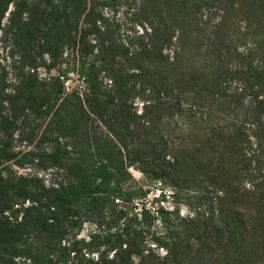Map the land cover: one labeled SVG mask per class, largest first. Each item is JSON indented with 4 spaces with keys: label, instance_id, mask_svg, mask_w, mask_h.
I'll list each match as a JSON object with an SVG mask.
<instances>
[{
    "label": "trees",
    "instance_id": "obj_1",
    "mask_svg": "<svg viewBox=\"0 0 264 264\" xmlns=\"http://www.w3.org/2000/svg\"><path fill=\"white\" fill-rule=\"evenodd\" d=\"M137 1L140 15L134 19L142 33L136 35L138 32L129 27L136 41L128 39L125 44L118 23L103 12L107 7L116 13L117 0H0V18L12 6L6 31L19 46L22 70L29 68L12 94L0 89V109H9L8 115L0 117V134L7 138L0 141V264H179L176 238L154 239L167 252L163 258L143 244L142 234L152 237L154 233L145 225L152 217L145 209L140 221L136 215L129 216L128 206L136 193L121 186L129 176L126 166L136 164L140 172L153 175L168 166L174 173V180L169 176L172 183L178 181L176 176L188 183L197 171L207 176L215 170L211 169L216 159L212 153L220 162H228L227 166L248 162L241 149L250 141L242 137V128L248 124L251 130H258L257 122L250 119L256 114L264 116V0ZM65 50L73 61L78 53L85 101L94 107L115 141H96L99 147L91 152L87 147L82 163L73 165L64 161L70 154L66 146L62 152L54 149L47 156L53 167L65 170V179L46 186L35 176L14 174L1 160L14 158L9 138L17 128L16 117L26 110L38 115L63 94L60 75L46 83L39 81L34 71L38 65L47 72L60 65ZM245 95L253 104L252 111L249 107L245 111L246 122L228 126L232 135H240L244 141L221 137L214 129L218 124L205 137L200 135V140L188 136L187 141L171 139L158 128L174 117L195 116L204 100L216 102L220 108L226 103L231 109V99L237 101ZM74 96L80 99L78 94ZM135 99L143 101L141 113L123 104ZM115 102L121 103L118 109ZM252 133L260 149V134ZM214 135L219 150H213L218 149L213 147ZM90 143L85 141L87 146ZM168 147L181 148L169 154L173 163L166 159L171 153ZM227 153H231L228 159L224 158ZM258 172L259 168L247 178L257 182ZM261 179L264 183V177ZM117 202L125 207L120 208ZM228 209H223V216L220 210L214 231L222 240L246 231V226L237 224L234 209L226 216ZM157 215L169 230L168 213L160 208ZM198 217L199 213L187 221L195 223ZM105 218L117 228L114 233L108 229L102 234L103 242L98 235H90L82 246L74 241L84 222L98 224ZM138 236L141 242L136 240ZM68 240L71 243L66 246ZM101 246L107 249L101 250Z\"/></svg>",
    "mask_w": 264,
    "mask_h": 264
},
{
    "label": "rangeland",
    "instance_id": "obj_2",
    "mask_svg": "<svg viewBox=\"0 0 264 264\" xmlns=\"http://www.w3.org/2000/svg\"><path fill=\"white\" fill-rule=\"evenodd\" d=\"M117 1H119V6L116 13L110 12L107 7L103 9V12L109 20L118 23L119 35L125 44L128 39L134 42L136 36L129 31V27H133L134 31L138 32L136 35L142 33L141 27L134 19L135 17L139 18L140 1ZM11 10L12 6L10 5L0 18V89L1 92L4 91L7 94H12L20 80V76L29 70V68L22 70L19 46L16 45L13 34L6 31L8 14ZM132 20L135 24L132 23ZM22 42L24 43L25 40ZM75 55L77 60L73 61L70 58V52L65 50L61 56L62 63L49 72L46 71L43 65H38L34 72L41 82L50 83L53 78L60 75L59 81L63 83V94L53 104L44 107L38 115L32 113L31 110H26L24 114L16 117L17 128L11 132L9 138L10 150L14 153V158L1 160L3 166L8 165L14 174L35 176L41 179L46 186L65 179V170L53 167V161L47 156L54 149L57 148L62 152L66 146L70 154L64 161L69 162V165H73L77 162L82 163L85 157L80 158L87 147H89L88 152H91L98 148L99 143H103L104 139L115 141L112 133L103 127L104 125L95 115L94 107L85 101L83 96L84 85L78 73L79 64L76 62L79 58L78 53L75 52ZM43 58L47 61L46 55ZM45 88L48 89V86H45ZM1 92L0 96H2ZM71 92H74V95L78 94L80 99L72 95ZM228 100V97L225 98L227 103ZM231 100L234 102L230 105L233 110L228 109L226 103L221 105L222 108H220V105L216 102L204 100L199 105L200 111L196 112L195 116L189 114L186 118L174 117L160 123L158 128L171 139L176 140L180 137V139L187 141L189 140L186 139L188 136H191L192 139L196 136V139L200 140V135L205 137L207 131L212 130L218 124L219 128L214 129L221 137L226 139L239 137L240 140L244 137L250 141V144L244 145L241 149L242 154L247 156L248 162L244 161V163L240 162L227 166L228 162H220L218 155L212 153V156L216 159L211 169L216 167L215 170L207 176L197 171L194 174L193 181L188 183L177 176L178 181L172 183L169 176H172L174 180V173L168 166H164L163 171L157 175L140 172L139 166L136 164L126 166L129 176L121 186L125 190H132L136 193V197L131 200L127 211L129 216L136 215L138 221H140V214L143 209L148 211L152 218L154 217V220L150 218L145 222L149 232H154L152 235L154 238L151 235L142 234V240L147 248H151L155 256L163 258L166 257L167 252L154 239L174 241L172 239L174 237L176 238L175 241L178 242L176 257L179 264H236V262L264 264V183H261V178L264 177V116L256 114L250 119V122H257L258 130H251V127L247 124L245 129L242 128L245 136L232 135L233 130L228 126L237 121L246 122V120H243L245 111L248 107L251 110L253 104L249 95L242 96L237 101ZM123 104L127 106V109H129V105L133 109L136 108L138 113L143 110V101L140 99H135L132 103L124 102ZM4 105L6 107V104ZM118 105H121V103L116 104L115 109H118ZM212 105L214 107H211ZM109 106L112 107L113 105ZM196 107H198V104ZM8 113V108L0 109V117L8 115ZM72 125L76 129L70 132V129L74 128ZM253 131L260 134L262 140L260 149L256 147ZM3 134H0V141ZM62 135L67 137L63 138ZM94 138L96 140H93ZM6 139L3 138V140ZM87 139L91 142L90 146L85 144ZM98 140L99 143L96 142ZM217 141V136L214 135L212 138L213 147L218 149L214 148L213 150H219ZM170 148L168 147V151L171 150V153L168 152L166 159L173 163L174 158L171 155L181 148ZM230 157L231 153L224 155L226 159ZM203 158L201 157L200 160L203 161ZM260 162H263V164L257 166ZM258 168L257 182L253 178L249 180L247 174L257 173ZM257 184H259L258 187H256ZM142 195L143 197H139ZM117 204L120 208L125 207L121 202H117ZM226 207L229 208L226 216L230 215L231 210L234 209L238 215L237 224L246 226V231L243 234L240 233V235H238V232H234L233 237H226L227 239L222 240V238L214 235V231H217L216 226L219 224V212L222 209L221 215L223 216L226 211L223 209ZM160 208L168 213L169 230L162 226L159 219H157V212ZM197 213H199L198 221L190 224L187 220L194 218ZM116 228L109 224L106 218L99 221L98 224L84 222L74 241H79L80 246H82L81 243L89 242L90 235H98L101 242H103L102 234L107 233L108 229L110 233H114ZM226 233L228 235V232ZM136 240L141 242L139 236L136 237ZM234 240L237 241L233 243ZM96 241L99 244V240ZM70 243L71 240H68L66 246ZM103 248L104 246H101V250L107 249ZM108 253L111 252L108 251ZM133 258L136 262L139 261L137 256Z\"/></svg>",
    "mask_w": 264,
    "mask_h": 264
}]
</instances>
